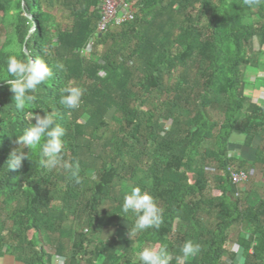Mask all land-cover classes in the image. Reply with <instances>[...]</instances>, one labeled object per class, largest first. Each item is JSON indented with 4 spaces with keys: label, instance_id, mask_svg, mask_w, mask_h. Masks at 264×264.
Here are the masks:
<instances>
[{
    "label": "trees",
    "instance_id": "16d2710c",
    "mask_svg": "<svg viewBox=\"0 0 264 264\" xmlns=\"http://www.w3.org/2000/svg\"><path fill=\"white\" fill-rule=\"evenodd\" d=\"M99 1L0 0L12 25L0 49V261L139 264L134 256L142 247L163 244L171 264H222L230 232L239 226L246 264H264V200L248 196L244 207L229 156L236 132L264 138V102L247 95L242 72L254 37L264 42V4L256 8L257 26L246 22L250 9L242 0H139L133 21L98 34ZM91 40L108 45L101 62L83 56ZM18 45L32 60L45 59L53 72L26 112L15 109L2 80L6 58L18 53ZM69 84L84 90L74 110L60 103V89ZM216 106L224 115L221 124L208 115ZM41 108L65 128V158L79 161L80 184L63 171L42 169L38 148L22 149L29 159L20 169L6 168L9 153L19 147L15 135L28 124L26 113L43 115ZM163 122L170 124L167 131ZM202 156L222 172L212 186L197 165ZM256 161L264 166V151ZM120 181L149 191L164 210L163 223L133 240H96V226L101 232L126 222L130 231L134 224L130 214L120 216L123 195L113 196ZM210 187L220 195L208 194ZM106 202L110 208L102 214ZM68 216L80 224L64 254L60 239L49 236L61 235ZM176 220L183 231H175ZM188 239L202 246L200 253L177 259ZM43 243L54 248L53 256Z\"/></svg>",
    "mask_w": 264,
    "mask_h": 264
},
{
    "label": "clouds",
    "instance_id": "9594fccd",
    "mask_svg": "<svg viewBox=\"0 0 264 264\" xmlns=\"http://www.w3.org/2000/svg\"><path fill=\"white\" fill-rule=\"evenodd\" d=\"M244 4L252 10L264 4V0H244ZM254 39H258L254 37ZM24 53L26 58H21L19 53ZM22 46L18 45V53L6 58L4 72L7 78L8 90L12 93L14 107L20 112L32 109L37 99L36 93L53 76L51 67L42 57L32 60ZM84 90L72 84L60 89V103L67 109H77L81 104ZM28 111L26 113L28 124L20 134L15 135V143L19 147L13 149L5 162L10 170H18L23 161L29 159L22 149L27 147L31 151L38 148L39 165L42 169L51 172L60 170L67 174V179L76 184L82 182L80 177V164L78 160L65 158L66 130L57 123L54 112ZM34 121V123L32 122ZM163 209L158 206L155 197L139 186L131 187L122 197L121 212L134 217L130 233H142L148 229H159L163 223ZM201 245L191 239L185 240L179 247L180 256L177 259L195 257L201 251ZM139 264H171L172 253L166 245L157 247H143L137 254Z\"/></svg>",
    "mask_w": 264,
    "mask_h": 264
},
{
    "label": "rangeland",
    "instance_id": "374dc122",
    "mask_svg": "<svg viewBox=\"0 0 264 264\" xmlns=\"http://www.w3.org/2000/svg\"><path fill=\"white\" fill-rule=\"evenodd\" d=\"M243 1L244 0H242V3ZM244 14L247 23L255 24L259 26L256 9L246 10L244 11ZM11 35H12L11 16L4 14L3 12H0V49L3 47L6 41L11 37ZM107 48L108 45H97L95 40H91L84 49L83 56L88 61L101 62V56L106 52ZM250 61L251 62L249 65L243 66L242 68L243 78L246 83V92L248 96H251L254 102L262 103L264 102V42L260 38L256 39L253 44V50L250 51ZM106 74L107 71L101 70L98 75L100 76V78H104ZM75 86H79L82 88L80 84H76ZM208 115L214 122L218 124H221L224 119V115L222 111L218 108V106L209 109ZM112 116H114V112L109 115V119ZM115 116L117 117L118 115ZM111 122H112L111 123L112 127H115L116 122L112 120ZM162 125L164 131H167L169 129L170 126L169 123L163 122ZM207 146L214 147L212 143H209V145ZM258 151H264V138L261 135L245 136L241 132L235 133L231 141L230 152H229V156L235 159L231 171H241V170L252 171V176L250 177V179L246 183L239 185L240 194L238 195V197L243 199L244 207H246V202L244 198H247L248 196L249 198H254L253 200L255 199L264 200V166L260 162L256 161ZM241 161L245 162L243 166L240 165ZM197 165L205 168V172L207 173L209 180L208 185L212 186V184H214V178L217 175L222 174V172L217 169L215 163L208 162L207 160H205L204 156H202L199 159V164ZM139 176L141 178L142 175ZM189 178L190 181L192 182L194 180L193 174H190ZM136 179H138V177ZM133 186L136 185L132 181L116 182L113 191V196L119 197L123 195L126 191H130L131 187ZM207 193L211 194L212 196L220 195V192L218 190H215L211 187L208 188ZM250 200L252 201V199ZM109 208H110V203L106 202L104 205L100 207V212L102 214H105V212H107ZM129 216L132 220L134 219V217L131 216V214ZM205 221H207V218L203 219V222ZM79 224L80 221L78 219H75L72 216H68L66 222L63 224V230L61 235L49 236L51 241L52 239H55L54 242H56L57 239H60L64 247V254H66V252H68L67 250L70 248L71 239L74 233L73 229L76 226L78 227ZM174 229L175 231L184 230L183 226L178 220L175 221ZM239 230H241L239 226L234 227L232 229L231 232H233L234 237L237 235V232H239ZM128 231H129V225L126 222H121L117 227L104 228L102 229L101 232H99V227L96 226L91 237L95 238L96 240L114 239L119 242H124L126 239L133 240V238L136 237V233H130L129 235ZM33 236L34 233L31 232L29 234V239H32ZM42 238L43 236L38 237L40 241H42L41 240ZM235 238L232 237L231 239L234 240ZM146 246H150V245H145L144 247ZM43 247L48 255L50 256L54 255V248L52 249L49 246V244L43 243ZM152 247L158 248L157 245ZM137 254L138 252L134 256L136 261H138ZM52 262L53 264H59V262L61 261L59 258L53 257ZM3 263L7 264L8 262L3 261Z\"/></svg>",
    "mask_w": 264,
    "mask_h": 264
},
{
    "label": "built area",
    "instance_id": "2783aa9c",
    "mask_svg": "<svg viewBox=\"0 0 264 264\" xmlns=\"http://www.w3.org/2000/svg\"><path fill=\"white\" fill-rule=\"evenodd\" d=\"M139 0H100L96 33L102 34L126 22L133 21L137 14ZM252 176L251 170L232 171V178L238 185L246 183Z\"/></svg>",
    "mask_w": 264,
    "mask_h": 264
},
{
    "label": "crops",
    "instance_id": "0c3cea01",
    "mask_svg": "<svg viewBox=\"0 0 264 264\" xmlns=\"http://www.w3.org/2000/svg\"><path fill=\"white\" fill-rule=\"evenodd\" d=\"M232 237L233 238L238 237V232L235 237L233 235V232H230V240L226 247V253L223 256L222 264H246L244 247L239 243V241H237V238L232 240L231 239ZM252 252H253L252 250L249 251V253ZM6 260L3 261L8 262L7 264H19L16 263L13 259H6ZM3 261H0V264H4Z\"/></svg>",
    "mask_w": 264,
    "mask_h": 264
}]
</instances>
